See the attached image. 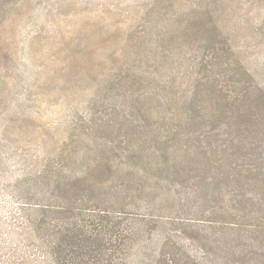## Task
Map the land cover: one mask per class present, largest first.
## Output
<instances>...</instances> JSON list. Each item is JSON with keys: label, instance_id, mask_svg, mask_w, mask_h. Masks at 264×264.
<instances>
[{"label": "rangeland", "instance_id": "1", "mask_svg": "<svg viewBox=\"0 0 264 264\" xmlns=\"http://www.w3.org/2000/svg\"><path fill=\"white\" fill-rule=\"evenodd\" d=\"M196 2L202 6L206 0H0L1 207L10 203L8 194L29 190L34 177L48 165L79 172L104 157L130 180L128 194L133 197L136 184L130 171L137 162L124 154L112 155L100 146L116 144L120 138L135 140L136 134L125 130L123 122L130 118L139 123L138 109L158 108L157 95L171 101L175 113L189 110L194 99H199L207 119L216 116L213 131L223 130L216 100L209 98L211 83L222 76L214 71L203 85L196 83L198 61L204 51H210L208 36L201 34L187 42L190 39L185 41L173 30L190 18V5ZM226 4L228 13L223 19L228 23L226 35L235 56L264 82V0H226ZM214 11L215 6L212 14ZM226 89L234 92L233 87ZM104 119L110 124L101 125ZM197 128L193 123L188 129ZM255 128L259 133L250 138L253 144L245 139L232 145L254 147L262 155L264 116ZM209 132L210 143L222 136L212 135L210 129L205 133ZM87 145L99 149L88 151ZM214 157L203 161L181 157L177 163L209 174L215 180L208 187L215 192L227 187L244 191L246 206L254 211L249 216L250 231L244 238L229 234L228 240L238 243L240 251L250 249L259 254L264 251V233L257 230L263 215L264 180L249 177V170L238 167L234 178L227 180L229 162ZM260 171L264 175V168ZM14 176L20 181L12 180ZM166 189L175 195L185 191L161 184L147 191L159 195ZM147 204V209L161 215L163 226L171 220L186 224L184 219L189 216L202 218L197 208L194 212L186 209L188 202L177 197L163 203L161 210L158 201ZM141 205L140 200L128 199L129 209ZM192 249L203 256L195 244ZM253 260L256 262V257Z\"/></svg>", "mask_w": 264, "mask_h": 264}, {"label": "trees", "instance_id": "2", "mask_svg": "<svg viewBox=\"0 0 264 264\" xmlns=\"http://www.w3.org/2000/svg\"><path fill=\"white\" fill-rule=\"evenodd\" d=\"M200 2L190 5V18L173 30L185 41L190 39L187 42L201 34L208 36L210 51H204L198 61L196 83L203 85L214 71L222 76L213 77L209 98L216 100L223 130L213 131L216 116L207 119L199 99H194L189 110L175 113L171 101L157 95L158 108L138 109L139 123L130 118L123 122L125 130L136 134L135 140L120 138L116 144L100 146L112 155L124 154L137 162L130 171L136 184L133 197L128 194L130 180L124 179L106 157L79 172L48 165L34 177L29 190L8 194L10 203L0 206V264H264V251H240L238 243L228 240L229 234L244 238L250 231L249 216L254 211L247 208L244 191L227 187L215 192L208 187L215 180L209 174L195 166L178 165L181 157L203 161L215 155L229 162L227 180L234 178L237 167L249 170V177L264 180L260 171L264 152L261 155L254 147L232 145L245 139L251 145L250 138L259 133L255 126L264 116V82L235 56L226 35L228 23L223 19L228 13L226 0H206L202 6ZM193 9L199 11L191 13ZM233 64L236 69L230 71ZM193 123L197 130L188 129ZM102 124L110 123L104 119ZM209 129L212 135L222 134L221 138L210 143L211 132L205 133ZM96 145L86 149H99ZM12 180L19 182L20 178ZM3 183L0 176V185ZM159 184L185 191L177 195L169 189L159 195L147 191ZM174 197L188 202V210L197 208L202 218L189 216L184 219L186 224L171 220L163 226L161 215L147 209V203L158 201L161 210L162 204ZM127 198L143 205L129 209ZM262 210L257 230L264 233V207ZM194 244L203 256L194 253ZM254 256L256 262L251 261Z\"/></svg>", "mask_w": 264, "mask_h": 264}]
</instances>
